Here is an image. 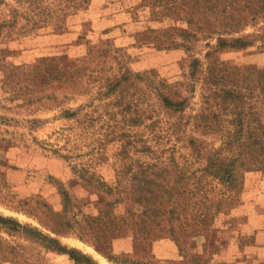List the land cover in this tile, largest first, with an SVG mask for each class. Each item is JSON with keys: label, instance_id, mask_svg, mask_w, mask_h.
Instances as JSON below:
<instances>
[{"label": "rangeland", "instance_id": "rangeland-1", "mask_svg": "<svg viewBox=\"0 0 264 264\" xmlns=\"http://www.w3.org/2000/svg\"><path fill=\"white\" fill-rule=\"evenodd\" d=\"M101 259L264 264V0H0V264Z\"/></svg>", "mask_w": 264, "mask_h": 264}, {"label": "trees", "instance_id": "trees-1", "mask_svg": "<svg viewBox=\"0 0 264 264\" xmlns=\"http://www.w3.org/2000/svg\"><path fill=\"white\" fill-rule=\"evenodd\" d=\"M222 41H223L224 44L221 43L220 46H224V45L226 44V42H224V40H222ZM220 42H221V40H220ZM230 43H232V44H231L232 47H243V46H246V45H247V42L244 41L242 38H235V39L231 40ZM66 251H67V250H66ZM68 253H69V255H70L72 258H74L76 261L80 262V258H79V257L73 256V255L71 254L72 251H68Z\"/></svg>", "mask_w": 264, "mask_h": 264}, {"label": "bare ground", "instance_id": "bare-ground-1", "mask_svg": "<svg viewBox=\"0 0 264 264\" xmlns=\"http://www.w3.org/2000/svg\"><path fill=\"white\" fill-rule=\"evenodd\" d=\"M73 245H76V246H80L81 244L79 243V242H77V241H75V242H71ZM101 262L103 263V264H108L107 262H105L103 259H101Z\"/></svg>", "mask_w": 264, "mask_h": 264}]
</instances>
